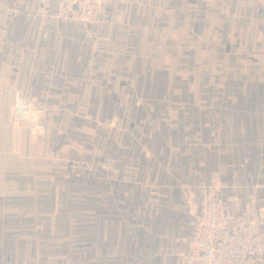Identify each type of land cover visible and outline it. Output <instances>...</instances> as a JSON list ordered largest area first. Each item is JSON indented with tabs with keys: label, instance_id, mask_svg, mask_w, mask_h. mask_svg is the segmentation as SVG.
I'll list each match as a JSON object with an SVG mask.
<instances>
[{
	"label": "crops",
	"instance_id": "obj_1",
	"mask_svg": "<svg viewBox=\"0 0 264 264\" xmlns=\"http://www.w3.org/2000/svg\"><path fill=\"white\" fill-rule=\"evenodd\" d=\"M82 17L0 0V264H78V244L84 264H141L147 227L177 257L206 181L234 210L249 195L231 158L264 146L242 104L264 98L247 40L264 1L105 0ZM14 95L43 110L38 140L6 123Z\"/></svg>",
	"mask_w": 264,
	"mask_h": 264
},
{
	"label": "built area",
	"instance_id": "obj_2",
	"mask_svg": "<svg viewBox=\"0 0 264 264\" xmlns=\"http://www.w3.org/2000/svg\"><path fill=\"white\" fill-rule=\"evenodd\" d=\"M43 2L46 6L55 2L58 16L77 12L90 18L93 7L105 0ZM12 107L13 113L6 123L26 130L31 140H38L45 131L43 110L18 95H14ZM179 242L186 248L183 264H257L264 254V209L258 204V194L252 192L234 210L221 195L220 179L212 177L196 209L190 234Z\"/></svg>",
	"mask_w": 264,
	"mask_h": 264
},
{
	"label": "rangeland",
	"instance_id": "obj_3",
	"mask_svg": "<svg viewBox=\"0 0 264 264\" xmlns=\"http://www.w3.org/2000/svg\"><path fill=\"white\" fill-rule=\"evenodd\" d=\"M264 1V0H263ZM88 20L89 18L87 17H82ZM81 18V21L84 19ZM91 19V17H90ZM263 19V17L261 18ZM80 22V19L78 20ZM260 23L264 24V22L258 20L257 23L253 28V33L252 35H248L247 40L251 41L252 44L254 45L251 53H252V58H261L264 59V46L263 48H259L256 45L262 44L264 42V26L260 25ZM264 45V43L262 44ZM252 88L254 92H257L260 94L261 92L264 93V86H262L259 83H253ZM219 102V101H218ZM244 102L247 103L248 106H252L254 108V115H253V122L254 125L257 124H264V98L261 99L259 97H255V95L252 98H248L247 100H242V104ZM242 150V153L238 154H243V156L238 157L240 160L239 162L238 159L235 157H232V166H242L241 170L245 171L243 172V175L245 178L239 179V178H233L232 182L236 183L238 186L241 185V183H246L247 185V191H249V194L252 192H256L258 194V200H259V193L258 190L264 189V146H251V147H245V148H239ZM232 148H229V152L234 154L232 152ZM237 150V149H236ZM235 150V151H236ZM244 156L247 158V161L244 162ZM246 174V175H245ZM210 182L206 181L205 183V189L207 188L208 184ZM221 184H220V191H221ZM202 190V188H200ZM199 189V192L201 191ZM204 189V190H205ZM141 200L142 202H149L150 196L154 197V189L151 188L150 186V179H142V186H141ZM100 196L98 195H93V200L99 199ZM200 198L201 196H197L196 193L190 198V204H189V210L187 213L188 217V224L190 227H192V224L194 223V209L196 206L200 203ZM261 208L264 209V204H261L260 202L258 203ZM95 233H97L99 230L93 229ZM83 235V233L81 234ZM142 254H141V264H183V254H179L177 257L173 253V251L169 248L166 247L165 244L157 243L153 240V236L151 235V230L150 228H146L145 231H142ZM147 241V242H145ZM145 242V243H144ZM179 243V242H178ZM81 244H78V252L76 254V259L78 264H84L85 262V254L83 248L80 249ZM169 246H171L169 244ZM178 245L175 246L174 248H177ZM80 247V248H79ZM173 248V247H172ZM62 254L64 252H61ZM65 255V254H64ZM73 257V256H71ZM33 264H44L42 262H34ZM257 264H264V254L259 256L257 260Z\"/></svg>",
	"mask_w": 264,
	"mask_h": 264
}]
</instances>
